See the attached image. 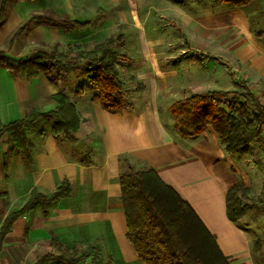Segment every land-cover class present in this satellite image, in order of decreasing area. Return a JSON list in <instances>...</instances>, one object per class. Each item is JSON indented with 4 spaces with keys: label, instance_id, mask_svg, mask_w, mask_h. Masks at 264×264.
<instances>
[{
    "label": "crops",
    "instance_id": "0c3cea01",
    "mask_svg": "<svg viewBox=\"0 0 264 264\" xmlns=\"http://www.w3.org/2000/svg\"><path fill=\"white\" fill-rule=\"evenodd\" d=\"M93 1L10 0L6 15L0 21V49L15 56L17 47H21L19 41L23 39L30 45L50 40L64 43L68 30L40 20L32 22L12 42L8 40L9 47L3 46L8 36L35 13L85 23L68 32L89 28L93 22L91 18H85L84 5ZM96 1L106 5L96 20V28L122 27L123 30L145 27L147 21L142 19L148 14L156 10L170 13V8L173 10L177 6L175 0H157L156 9L149 0ZM199 1L203 0L191 1L190 5ZM200 3V17L203 18L207 16L203 11L208 9H203V2ZM233 7L247 10L232 39L234 75L231 86L189 93L238 90L234 82L242 80L264 103V26L257 22L264 17V0H250L245 5ZM124 42L123 35V40L117 44ZM73 43L77 42L67 44ZM144 43L141 44L143 49ZM120 54L124 58L118 61L124 62L128 76L135 84L143 81L146 88L137 91L134 86L128 97L121 83L125 103L115 112L90 100L94 90L88 84V89L84 87L85 90L78 94L77 86L72 90L61 84V79L53 83L44 74L14 77L6 68L0 67V124L20 119L32 108L53 109L56 102L52 95L60 91L74 105L79 117L73 142L61 133L51 132L53 122L50 118H38L25 131L29 160L9 138L10 132H4L0 137V225L10 212L26 202L32 189L48 194L62 180L68 183V194L51 202L45 211L41 203L35 201L28 211L14 220L2 241L0 264H29L39 253L49 250L51 239L68 245L83 242L84 246H96L99 259L103 253L106 257L110 255L112 264H143L126 237L120 199V156H126L129 166L136 169L153 168L162 181L174 188L214 235L230 264H262L253 246L256 239H261L255 232L258 231L256 221L247 224L245 217L249 211L237 221L230 220L225 211V194L234 182L240 181L247 187L248 195L254 190L258 197L264 198V126L242 155L227 153L212 127L195 137H182L173 125L170 109L175 100L183 97H172L168 78L175 73L158 67L148 72L144 70L143 56L132 64L129 55ZM205 54L222 65L227 63L219 55ZM117 74L119 78L118 69ZM262 216L264 214L258 219ZM59 263L63 264L56 259L47 264Z\"/></svg>",
    "mask_w": 264,
    "mask_h": 264
},
{
    "label": "trees",
    "instance_id": "16d2710c",
    "mask_svg": "<svg viewBox=\"0 0 264 264\" xmlns=\"http://www.w3.org/2000/svg\"><path fill=\"white\" fill-rule=\"evenodd\" d=\"M10 0H0V21L6 15ZM212 2L214 0H207ZM233 6H242L250 0H220ZM43 20L66 30L82 26L77 20L55 18L47 14H32L12 33V42L34 21ZM260 35V33H257ZM123 40L122 34L110 35L91 47L81 43L67 44L64 50L35 48L29 54L12 57L0 49V67L6 68L14 77L44 74L57 83L58 79L80 72L86 83L94 90L90 100L104 109L120 110L125 100L115 62L124 57L113 49ZM240 90H208L189 93L175 100L171 106L173 125L182 137H195L207 127L217 134L220 143L229 154L242 155L249 144L261 133L264 126V103L247 87L246 82H234ZM85 84H78L76 93H82ZM56 102L53 109L40 111L32 108L20 119L0 124V137L10 132L12 140L29 160L28 141L25 131L40 117L52 120L51 132L61 133L68 141L75 140L74 133L79 117L74 105L63 92L52 95ZM121 164L129 166L126 156H120ZM130 167V166H129ZM120 199L126 221V237L133 245L143 264H230L220 251L213 234L205 227L191 205L169 184L160 179L153 168L128 169L119 176ZM68 194V183L62 180L52 192L43 194L32 189L26 202L10 212L0 225V250L5 234L19 216L28 211L35 201L42 209ZM264 211V198L251 199L247 187L234 182L225 194L227 217L237 221L246 212ZM48 250L39 253L29 264H47L60 260L63 264H97L99 248L86 244L83 251L79 243L60 242L51 239ZM90 259L88 262L87 260Z\"/></svg>",
    "mask_w": 264,
    "mask_h": 264
},
{
    "label": "rangeland",
    "instance_id": "374dc122",
    "mask_svg": "<svg viewBox=\"0 0 264 264\" xmlns=\"http://www.w3.org/2000/svg\"><path fill=\"white\" fill-rule=\"evenodd\" d=\"M149 1L154 3L156 9L157 0ZM175 1L177 5L176 9L172 10L170 8V13H159L156 10L143 18V22L147 21L145 23L147 26L139 28L127 27L123 30L122 27L96 28L98 25L96 20L100 18V11L106 5L94 0L92 3L84 5L85 18H91L93 22L91 27L75 29L70 32L66 31L64 43L50 40L37 41L30 45L28 42L24 43L23 39V41H19L22 42L21 47H17L16 55L12 57L27 55L35 48L64 50L68 42H77L90 47V45L103 40L108 35L116 36L122 32L125 37V42L122 45H114L113 49L118 53L121 52L127 54V56L129 55V62L132 64L137 63L140 57L143 56L142 61L146 63L144 70L148 72H153L158 68L173 71L175 73L174 76L168 78V85H170L172 97L187 95L192 90H205L215 87L226 88L231 86V78L234 75L232 39L234 33L238 32V22L244 19L243 13L247 9L223 4L219 0L212 2L203 0L192 5H190L191 1L198 0ZM200 2H203V9H206V7L208 9L205 10L207 12L203 11V14L207 13V16L203 18L200 17L202 13ZM253 5L254 3L249 5V8ZM191 7L192 9H190ZM165 8L168 10V5ZM190 10L192 12L188 13ZM202 19L203 21H201ZM257 22L261 26H264V17L261 16ZM11 34L3 44L4 48L10 46L8 40ZM142 43L145 44L144 49L141 45ZM206 52L221 56L226 60V65H222V63L206 57ZM153 54L154 56H152ZM153 58L155 59L153 60ZM115 66L118 69L119 78L124 92H126V96L130 97L134 86H136L134 89H137V91L146 88V83L137 81L136 85L134 80L128 76L125 71L126 68L124 69V62L117 60ZM60 79L61 84L70 86L72 90L78 84H84L86 81L84 74L80 72L67 75ZM87 84L84 85L87 87L86 89L89 87ZM238 90L240 89L238 88ZM9 138L11 139V135ZM128 169L137 170L138 168L129 167L122 163L121 171L125 172ZM260 177L258 175V178ZM256 183L258 184L259 182L256 181ZM249 196L251 199L258 197L254 190L253 192L251 191ZM262 214L264 212L251 210L248 216L245 217V220L247 224L256 221L254 224H256L255 226L258 231L255 232L256 235H260L262 240L259 238L256 239L253 246L254 250L258 252L256 256L259 257L260 255V261L264 264V216L258 219V216ZM81 245L80 251H83L84 243L81 242ZM38 249L40 248L36 250ZM48 249L55 254L57 253L55 249L49 246ZM106 255L103 253L102 258L98 260L97 264H112V258L110 255L107 257ZM87 261L89 262L90 259Z\"/></svg>",
    "mask_w": 264,
    "mask_h": 264
}]
</instances>
